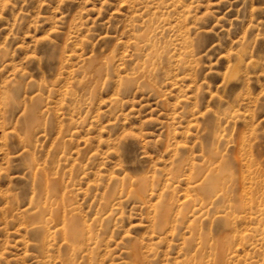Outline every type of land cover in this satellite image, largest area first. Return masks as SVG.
Masks as SVG:
<instances>
[{"label": "rangeland", "instance_id": "rangeland-1", "mask_svg": "<svg viewBox=\"0 0 264 264\" xmlns=\"http://www.w3.org/2000/svg\"><path fill=\"white\" fill-rule=\"evenodd\" d=\"M66 263L264 264V0H0V264Z\"/></svg>", "mask_w": 264, "mask_h": 264}, {"label": "bare ground", "instance_id": "bare-ground-1", "mask_svg": "<svg viewBox=\"0 0 264 264\" xmlns=\"http://www.w3.org/2000/svg\"><path fill=\"white\" fill-rule=\"evenodd\" d=\"M204 180H205V178H204ZM209 183V182H208ZM208 183H206L207 184V187L209 186V188H211L210 190H207V191H205V187H203V193L204 194H206V196H210V194H211V191H213V185H214V183L213 184H208ZM218 183V182H217ZM200 185V184H199ZM41 189V188H40ZM47 192V191H46ZM39 194H40V191H39ZM108 196V195H107ZM216 196V195H215ZM40 197V196H39ZM109 198V197H108ZM40 199V198H39ZM109 200V199H108ZM107 201V200H106ZM104 205V204H103ZM106 207V206H105ZM59 210V209H58ZM42 210L41 209H39V207L37 208V212H38V214H40L39 212H41ZM57 212V211H56ZM165 213V212H164ZM56 214V213H55ZM59 214V213H58ZM162 214V213H161ZM60 215V214H59ZM69 218V217H68ZM51 219V218H50ZM67 219V218H66ZM57 220V219H56ZM56 220H55V222H56ZM73 219H70V220H68V222H67V226H66V228H67V230L68 231H66L67 232V234H68V239L70 240V244H77L76 243V235L78 236V227H77V225H76V223L74 222V221H72ZM47 221H49V219H47ZM66 222V221H65ZM161 222H162V219H161ZM162 225V224H161ZM163 227V226H162ZM65 228V229H66ZM81 228V227H80ZM164 228V227H163ZM57 232H58V230H57ZM64 241V240H63ZM67 244V243H66ZM69 244V245H70ZM74 249H76V248H74ZM78 249V248H77ZM68 253H69V251H68ZM65 254H67V252L65 253ZM93 258V257H92ZM65 259V257L63 258V260ZM72 263H73V261H72ZM67 264V263H66Z\"/></svg>", "mask_w": 264, "mask_h": 264}]
</instances>
